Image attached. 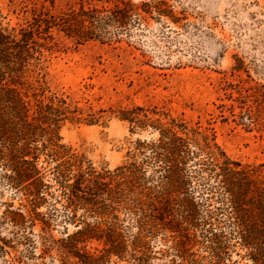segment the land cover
I'll return each instance as SVG.
<instances>
[{
  "label": "rangeland",
  "instance_id": "rangeland-1",
  "mask_svg": "<svg viewBox=\"0 0 264 264\" xmlns=\"http://www.w3.org/2000/svg\"><path fill=\"white\" fill-rule=\"evenodd\" d=\"M121 1L0 0L4 26L17 33L34 29L47 45L36 53L39 63L31 60L22 90L33 103L69 95L86 118L66 121L58 130L60 143L84 154L99 171L141 161L142 155L133 157L137 141L158 132L133 129L117 115L120 108L142 106L213 129L229 156L264 172V0H128L133 10L127 26L117 32L104 24L100 36L88 40L56 27L46 40L44 24L38 25L40 18L82 4L117 10ZM89 113L96 123H88ZM54 164L41 154L38 167L47 186L37 201L28 180L17 183L0 165V264H82L66 237L84 225H77L80 219L94 222L97 216L78 206L76 221L70 219L74 208L57 183ZM153 168L146 166L147 175ZM194 190L206 209L200 188ZM119 216L128 238L115 239L119 249L112 251L107 239L77 244L82 253L100 258L95 264H211L204 239H179L176 228L165 227L132 239L138 224L125 210ZM237 240L229 239L225 264L249 261Z\"/></svg>",
  "mask_w": 264,
  "mask_h": 264
},
{
  "label": "trees",
  "instance_id": "trees-1",
  "mask_svg": "<svg viewBox=\"0 0 264 264\" xmlns=\"http://www.w3.org/2000/svg\"><path fill=\"white\" fill-rule=\"evenodd\" d=\"M121 3L123 7L115 4L117 10L82 4L60 16L40 18L38 25L42 28L44 24L46 40L52 39L54 27L78 40L93 39L100 36L104 24L115 25L117 32L127 26L132 3ZM35 34L27 28L17 33L0 20V165L17 183L28 180V190L37 201L47 186L38 167L41 154L55 161L52 168L57 183L68 206L74 208L70 219L76 221L78 206L97 216L94 222L80 219L77 225H84L66 237L72 239L73 256L82 264L100 259L78 249L84 239H107L112 251L119 249L115 239H128L119 225V212L125 210L140 228L132 239H145L147 232L160 227L176 228L172 231L178 232L179 239L205 240L211 264H225L229 239H238L242 257L249 259L246 264H264V172L260 166L229 156L211 128L192 126L157 109L133 106L120 108L117 116L133 129L150 128L158 136L137 141L133 157L142 155L141 161L99 171L84 154L60 143L58 130L66 121L86 119L79 115L81 108L72 106L76 102L69 95L54 94L49 101L37 98L33 103L22 90L31 60L39 63L36 53L41 55L47 47ZM89 117L88 123L97 122L95 114ZM149 164L154 168L147 175ZM196 187L205 197L206 209L195 196ZM169 222L176 225L169 226Z\"/></svg>",
  "mask_w": 264,
  "mask_h": 264
}]
</instances>
